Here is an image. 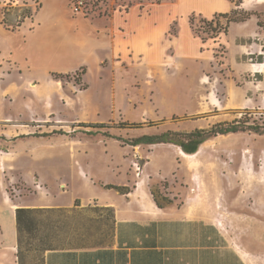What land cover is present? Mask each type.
I'll list each match as a JSON object with an SVG mask.
<instances>
[{"label": "rangeland", "instance_id": "374dc122", "mask_svg": "<svg viewBox=\"0 0 264 264\" xmlns=\"http://www.w3.org/2000/svg\"><path fill=\"white\" fill-rule=\"evenodd\" d=\"M39 1L19 5L31 6L33 19L40 9ZM86 1L84 14L73 17H83L94 26L105 24L106 28L117 19L124 32L126 14L133 11L140 17L133 18L134 29L151 30L157 23L164 26L163 33L155 36V43L132 49L129 41L124 42V35L115 31L113 49L119 55L101 60V75H82L80 69L69 78L49 77L47 82L34 83L1 77L0 120L2 115L15 119L0 126V133L9 130L11 138L50 139L54 148L67 150L68 159L54 160L66 173L59 176L60 185L70 177L71 169L83 170L92 180L129 189L137 184L151 186L159 190L157 196L174 198L177 206L187 203L191 210L202 207L207 215H221L217 217L220 228L249 264H264V135L244 132L218 136L203 143L195 155H187L172 144L131 145L133 139L144 135L189 133L239 118L249 125L263 126L264 68L259 73L257 65L264 61V41H237L230 46L231 53L218 42L220 37L202 44L190 30L188 17L194 13L211 19L213 14L202 12L224 6L204 5V0H171L160 6L151 5L149 0ZM236 1H242V9L255 12L264 22V0ZM52 7L64 11L66 2L56 0ZM258 30L263 34L264 25ZM216 49L220 51L217 58ZM238 50L249 55H240ZM78 77L80 85L74 79ZM22 87L27 88V94L20 93ZM126 123L143 126L132 129L124 126ZM91 124L105 127H84ZM53 174H49L50 184L55 188ZM8 190L12 198L17 196L13 189ZM100 190L98 186L88 188L74 177L62 201L67 203L72 195L87 199L99 195ZM33 192L30 188L23 194ZM39 218L42 225L31 242L40 250L26 248L23 264H43L41 247L83 249L111 242L110 212L93 202Z\"/></svg>", "mask_w": 264, "mask_h": 264}, {"label": "crops", "instance_id": "0c3cea01", "mask_svg": "<svg viewBox=\"0 0 264 264\" xmlns=\"http://www.w3.org/2000/svg\"><path fill=\"white\" fill-rule=\"evenodd\" d=\"M0 1V78L7 76L33 83L47 82L53 74L71 75L81 68L85 69L87 76L90 72L101 75L104 71L101 60L106 56L119 55L113 49L115 31L124 35V42L129 41L132 49H140L143 43H155V36L164 30V26H156L157 23L151 30L134 29L132 20L140 17L133 11L126 14L124 32L117 19L109 28L105 24L94 26L83 17L72 16L79 14L72 11L71 0H65L64 11L52 7L56 0H40V9L33 19L13 30L11 22L7 23L10 29L2 23L4 3ZM12 1L31 4L33 0ZM203 3L216 7L224 5L221 9L205 11L206 14L200 10L206 16L228 13L233 9V4L227 0H204ZM258 29H261L258 20L252 17L245 23L231 25L228 34L220 36L218 42L231 53L230 46L237 41L247 42L256 38L264 41V33L260 34ZM178 35L180 38V31ZM180 39L184 40L182 37ZM239 48H243V45L239 44ZM238 53L249 55L240 50ZM261 57L264 59V54ZM72 61L76 63L68 66ZM262 62L257 65L259 73L263 72ZM56 84L60 83L57 81ZM26 89L20 88V93L27 94ZM40 99L44 101L45 95ZM1 117L0 126H8L9 121L15 119L13 116ZM1 132L0 264H18L15 218L18 208L71 209L76 202L81 203V207L93 202L99 208L113 211L110 244L48 251L43 256V264H249L227 232L220 228L217 217L221 215H207L202 207L191 210V205L187 203L177 206L174 198L170 199V204L159 208L150 192L151 186L137 184L128 194H120L108 186L126 185L106 184L98 178L100 183L87 177L83 170L78 172L71 169L70 177L60 185L59 176L66 173L64 168L54 164V160L68 159L67 150L54 148L50 139L11 138L9 130ZM52 173L56 176L53 178L55 188L50 184L49 174ZM74 177L88 188L100 187L99 195L87 199L72 195L67 203H63L62 198L68 194L69 180ZM10 188L17 196L11 197ZM30 188L34 191L32 195L23 194Z\"/></svg>", "mask_w": 264, "mask_h": 264}, {"label": "trees", "instance_id": "16d2710c", "mask_svg": "<svg viewBox=\"0 0 264 264\" xmlns=\"http://www.w3.org/2000/svg\"><path fill=\"white\" fill-rule=\"evenodd\" d=\"M151 5H161L164 2L171 0H149ZM233 4V9L228 13H216L212 16L211 19L204 18L201 15H196L192 13L188 17L189 28L192 33L200 38L202 44H205L208 40H217L221 35H227L229 28L233 24H241L250 20L252 17L257 18L258 26L263 27L264 22L261 23L260 17L253 11H245L241 8L242 1L236 0H227ZM3 12V11H2ZM224 20V24L222 23ZM2 23L10 29L7 25L6 17L3 12ZM15 29V27H11ZM221 47V45H220ZM222 48V47H221ZM218 49L215 50L214 56L217 58ZM263 63V62H260ZM82 75L85 74V69L81 68ZM56 80H61L62 78H69V75H52ZM260 77V76H258ZM77 85H80L81 78H74ZM124 126L132 129L142 128L143 124H129L126 123ZM94 129H102L105 127L104 124H91L90 126ZM244 132H253L255 134L264 135V125L255 126L249 125L248 122H245L244 119L239 118L230 123H218L213 125L209 129H195L189 133H179L167 131L159 135H144L140 138L132 140V146L140 145H158V144H172L179 147L187 155H195L200 146L205 143L207 140L216 138L218 136H226L230 134L244 133ZM108 188L116 189L120 194H128L130 189L127 187H113L108 186ZM150 192L152 194L153 200L159 208H162L164 204H170L172 201L169 197L159 195L160 192L157 188L151 187ZM160 199L164 202L162 204ZM79 202H76L74 207L78 208ZM110 212L112 222H114V213L111 209L100 208ZM55 210L60 211L63 209H31V208H18L15 212L16 218V229H17V262L18 264H23L24 259V250L38 249L40 250L39 245H33L31 241L36 239L35 233L38 232L39 226L42 225L40 220V215L44 213L55 212ZM101 247V246H98ZM44 251V254L48 251L61 250V249H52L41 247Z\"/></svg>", "mask_w": 264, "mask_h": 264}, {"label": "built area", "instance_id": "2783aa9c", "mask_svg": "<svg viewBox=\"0 0 264 264\" xmlns=\"http://www.w3.org/2000/svg\"><path fill=\"white\" fill-rule=\"evenodd\" d=\"M86 0H71V9L75 14H84ZM3 12L6 22H11V27L18 28L23 23L32 19L33 8L31 6H20L12 0H3Z\"/></svg>", "mask_w": 264, "mask_h": 264}]
</instances>
